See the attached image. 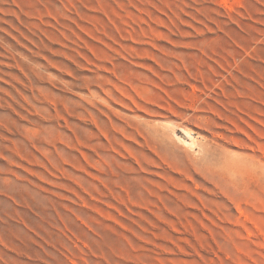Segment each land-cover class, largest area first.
Wrapping results in <instances>:
<instances>
[{
    "label": "rangeland",
    "instance_id": "rangeland-1",
    "mask_svg": "<svg viewBox=\"0 0 264 264\" xmlns=\"http://www.w3.org/2000/svg\"><path fill=\"white\" fill-rule=\"evenodd\" d=\"M0 264H264V0H0Z\"/></svg>",
    "mask_w": 264,
    "mask_h": 264
},
{
    "label": "bare ground",
    "instance_id": "bare-ground-1",
    "mask_svg": "<svg viewBox=\"0 0 264 264\" xmlns=\"http://www.w3.org/2000/svg\"><path fill=\"white\" fill-rule=\"evenodd\" d=\"M165 123V122H164ZM164 126H166V128H170L171 130H173L174 134L175 132H177L176 130L179 129V130H182V132H185V134H187V137L188 138H183L182 136H178L179 138V142L182 143L183 145L187 146V147H192L194 144H195V139H194V136L192 135V133L186 129V128H177L176 126H174L173 124L171 123H168V124H164ZM177 137V135H174ZM177 138V139H178ZM194 148V147H193Z\"/></svg>",
    "mask_w": 264,
    "mask_h": 264
}]
</instances>
